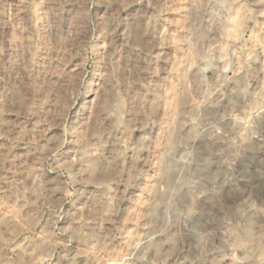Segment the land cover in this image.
Returning <instances> with one entry per match:
<instances>
[{"label":"clouds","instance_id":"9594fccd","mask_svg":"<svg viewBox=\"0 0 264 264\" xmlns=\"http://www.w3.org/2000/svg\"><path fill=\"white\" fill-rule=\"evenodd\" d=\"M0 264H264V0H0Z\"/></svg>","mask_w":264,"mask_h":264}]
</instances>
